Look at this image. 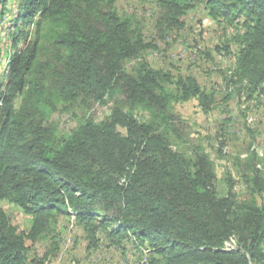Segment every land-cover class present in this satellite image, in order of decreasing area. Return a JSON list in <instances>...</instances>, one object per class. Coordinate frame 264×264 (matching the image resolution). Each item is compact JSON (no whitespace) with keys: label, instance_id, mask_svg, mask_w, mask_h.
Masks as SVG:
<instances>
[{"label":"trees","instance_id":"1","mask_svg":"<svg viewBox=\"0 0 264 264\" xmlns=\"http://www.w3.org/2000/svg\"><path fill=\"white\" fill-rule=\"evenodd\" d=\"M9 2L0 0L1 16ZM14 2L12 54L0 84V202L19 208L30 227L19 231L0 207V264H33L26 241L47 239L62 216L73 217L94 245L104 232L143 247L141 264H264L257 154L236 160L249 194L240 200L230 177L218 190L202 150L174 149L182 137L173 103L195 99L207 113L212 95L191 77L170 90L168 74L138 61L152 46L137 20L118 14L117 0ZM153 2L160 30L182 28L187 13L204 6L233 31V84L264 103V0ZM108 102L103 121L79 118L68 134L50 121L71 107Z\"/></svg>","mask_w":264,"mask_h":264},{"label":"rangeland","instance_id":"2","mask_svg":"<svg viewBox=\"0 0 264 264\" xmlns=\"http://www.w3.org/2000/svg\"><path fill=\"white\" fill-rule=\"evenodd\" d=\"M116 10L119 15L131 16L140 23L145 42L152 48L138 61L168 74L170 90L174 91L177 78L191 77L205 93L212 95L213 103L207 113L201 110L195 99L173 103L175 125L182 137L174 149L188 156L202 150L214 164L218 190L225 192L228 186L226 179L230 177L238 199L249 198L236 160L239 163L254 152L264 174V103L256 96L239 93L233 84L231 72L237 55V47L230 41L233 31L212 21L204 6L188 12L182 28L170 31L156 27L159 11L153 0H117ZM16 15V2L10 0L3 16L0 15V70L3 79L0 78V84L7 77L5 65L12 54L14 32L11 20ZM17 47L23 48V41ZM134 65L135 61L125 68L130 71ZM111 107V102L94 103L86 111L71 107L52 114L50 121L57 126L60 135H64L76 127L79 118L103 121L109 116ZM138 117L147 119L142 112ZM118 131L124 134L123 130ZM256 201L264 207V193L257 195ZM0 207L19 231L29 229L30 218L19 208L4 201L0 202ZM94 240L95 245L89 233L73 217L62 216L56 219L53 232L47 239L35 244L26 241V245L33 264H141L147 256L143 247L129 239L118 243L99 232ZM230 244L235 246L233 242Z\"/></svg>","mask_w":264,"mask_h":264},{"label":"built area","instance_id":"3","mask_svg":"<svg viewBox=\"0 0 264 264\" xmlns=\"http://www.w3.org/2000/svg\"><path fill=\"white\" fill-rule=\"evenodd\" d=\"M0 78H1V70H0ZM1 80H3V79L1 78Z\"/></svg>","mask_w":264,"mask_h":264},{"label":"bare ground","instance_id":"4","mask_svg":"<svg viewBox=\"0 0 264 264\" xmlns=\"http://www.w3.org/2000/svg\"><path fill=\"white\" fill-rule=\"evenodd\" d=\"M7 76V75H6ZM3 78H4V75H3Z\"/></svg>","mask_w":264,"mask_h":264}]
</instances>
